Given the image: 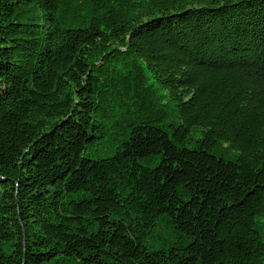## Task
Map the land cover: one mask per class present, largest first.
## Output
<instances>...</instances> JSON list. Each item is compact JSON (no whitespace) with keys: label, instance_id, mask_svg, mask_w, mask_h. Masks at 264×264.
<instances>
[{"label":"trees","instance_id":"trees-1","mask_svg":"<svg viewBox=\"0 0 264 264\" xmlns=\"http://www.w3.org/2000/svg\"><path fill=\"white\" fill-rule=\"evenodd\" d=\"M0 264H264V0H0Z\"/></svg>","mask_w":264,"mask_h":264}]
</instances>
